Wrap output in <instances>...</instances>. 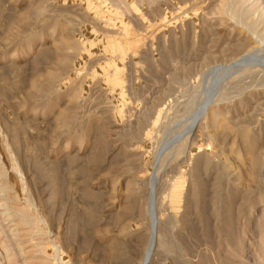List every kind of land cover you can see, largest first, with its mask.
<instances>
[{
    "label": "rangeland",
    "instance_id": "obj_1",
    "mask_svg": "<svg viewBox=\"0 0 264 264\" xmlns=\"http://www.w3.org/2000/svg\"><path fill=\"white\" fill-rule=\"evenodd\" d=\"M0 264H264V0H0Z\"/></svg>",
    "mask_w": 264,
    "mask_h": 264
},
{
    "label": "bare ground",
    "instance_id": "obj_2",
    "mask_svg": "<svg viewBox=\"0 0 264 264\" xmlns=\"http://www.w3.org/2000/svg\"><path fill=\"white\" fill-rule=\"evenodd\" d=\"M151 213V212H150ZM155 220V219H154ZM152 221V220H151ZM150 247H151V245H150ZM150 247H149V249H148V253H149V250H150Z\"/></svg>",
    "mask_w": 264,
    "mask_h": 264
}]
</instances>
